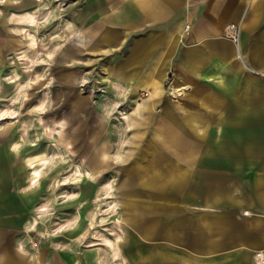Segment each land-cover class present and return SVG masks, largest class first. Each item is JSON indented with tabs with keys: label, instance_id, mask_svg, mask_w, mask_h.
Masks as SVG:
<instances>
[{
	"label": "crops",
	"instance_id": "obj_1",
	"mask_svg": "<svg viewBox=\"0 0 264 264\" xmlns=\"http://www.w3.org/2000/svg\"><path fill=\"white\" fill-rule=\"evenodd\" d=\"M46 2L0 0V67L26 51L32 18L50 21L51 98L82 118L67 119L72 164L114 170L115 252L85 245L72 224L30 256L21 227L3 224L0 264H256L264 252V0H51L37 15ZM230 24L238 45L226 36ZM80 84L103 86L97 107ZM107 101L130 107V139L109 125Z\"/></svg>",
	"mask_w": 264,
	"mask_h": 264
},
{
	"label": "rangeland",
	"instance_id": "obj_2",
	"mask_svg": "<svg viewBox=\"0 0 264 264\" xmlns=\"http://www.w3.org/2000/svg\"><path fill=\"white\" fill-rule=\"evenodd\" d=\"M46 1L42 9L37 8V15L49 12L51 0ZM18 24L10 21L11 27ZM27 26L26 51L10 53L5 67H0V225L21 227L20 249L23 254L29 249L30 256L42 243L57 240L72 224L83 233L85 245H106V253L113 254L117 239L114 170L94 165L90 171L82 164H72V150L66 149L67 119L82 118L67 117L68 104L51 98L56 86L50 53L43 54L51 46L50 21L34 17ZM77 89L94 97L91 108L99 103L95 96L105 92L98 85L80 84ZM146 97L147 92L140 93L137 103ZM125 104H105L112 110L106 120L119 140L130 139L131 133L130 107ZM95 172L104 174L100 177ZM85 173L91 181L81 180ZM89 183L90 192L84 198L82 187ZM17 196L28 205L25 211Z\"/></svg>",
	"mask_w": 264,
	"mask_h": 264
},
{
	"label": "built area",
	"instance_id": "obj_3",
	"mask_svg": "<svg viewBox=\"0 0 264 264\" xmlns=\"http://www.w3.org/2000/svg\"><path fill=\"white\" fill-rule=\"evenodd\" d=\"M226 36L234 45H238L240 39V30L238 26L230 24L226 29ZM255 261L256 264H264V252H256Z\"/></svg>",
	"mask_w": 264,
	"mask_h": 264
},
{
	"label": "bare ground",
	"instance_id": "obj_4",
	"mask_svg": "<svg viewBox=\"0 0 264 264\" xmlns=\"http://www.w3.org/2000/svg\"><path fill=\"white\" fill-rule=\"evenodd\" d=\"M90 165V164H89ZM92 166V165H91ZM38 174V173H37Z\"/></svg>",
	"mask_w": 264,
	"mask_h": 264
},
{
	"label": "trees",
	"instance_id": "obj_5",
	"mask_svg": "<svg viewBox=\"0 0 264 264\" xmlns=\"http://www.w3.org/2000/svg\"><path fill=\"white\" fill-rule=\"evenodd\" d=\"M2 210V208H0Z\"/></svg>",
	"mask_w": 264,
	"mask_h": 264
}]
</instances>
